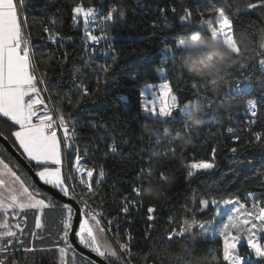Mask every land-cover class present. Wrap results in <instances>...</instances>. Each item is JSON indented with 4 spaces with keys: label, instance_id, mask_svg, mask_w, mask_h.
I'll list each match as a JSON object with an SVG mask.
<instances>
[{
    "label": "trees",
    "instance_id": "obj_1",
    "mask_svg": "<svg viewBox=\"0 0 264 264\" xmlns=\"http://www.w3.org/2000/svg\"><path fill=\"white\" fill-rule=\"evenodd\" d=\"M77 2L23 0V9L39 69L37 75L45 73L44 95L50 97L53 107L71 113L83 167L94 170V193L79 183L80 176L73 171L75 148L65 162L64 173L74 177L69 184L77 196L103 212L106 229H109L107 221H113L105 235L113 241L122 259L109 261L112 264H169L167 256L161 255L167 249L180 251L174 264H186L187 259L182 257L188 251L205 253L211 264H217L213 260L217 257L219 264H223L222 239H199V227L193 231L197 236L195 244H187L182 251L187 236L173 239L169 236L185 220L195 218L197 224L214 220L213 200L234 198L264 206V142H256L252 137V132L264 130V66L258 67L260 59H264V49L258 43L259 36L264 34V8L247 9V3L256 0H84L88 6L101 7L105 15L112 7L117 8L113 20L106 21L104 45L115 47L118 56L102 59L86 55L88 46L82 21L74 25L72 20V9ZM185 10L191 13V29L203 31L205 35H208L206 26L198 27L201 20L215 21L219 10H224L232 20L242 54L235 56L234 63L215 83L189 75L181 67L180 53L176 52L173 59L164 50L166 46L174 47V34L184 32L180 17L185 15ZM50 33L59 34L55 42L48 40ZM188 45L193 47L191 43ZM99 65H107L108 71H100ZM158 66L166 67L168 74L159 76L155 71ZM245 81L250 85L249 91L238 93L236 83ZM163 82L170 84L178 106L183 108L181 113L174 110L179 122L153 119L141 110V91L151 98L156 89L148 86ZM81 85L87 87V96L82 95ZM216 88L218 92L214 91ZM121 96L126 99L121 100ZM251 100L257 102L255 118L250 114ZM197 103L205 109L198 114L199 123L192 119ZM253 119L255 123L250 126ZM16 128L0 118V133L14 146L11 133ZM177 137L190 138L191 143L180 148ZM232 148L237 151L233 153ZM213 149L216 150L215 168L188 178L186 165L192 160H210ZM157 153L164 154L157 172L138 177L141 169L156 163ZM0 157L10 167L18 164L22 170L18 174L22 178L31 177L29 183L40 188L1 142ZM101 169L103 177L99 176ZM164 172L174 175L175 181L168 184L162 180ZM149 181L163 188V198L151 200L132 192L134 186ZM48 195L56 207L46 212V227L37 230L39 234L35 238L31 235L33 214L28 213L22 242L33 250L17 247L10 255L0 254V258L7 256L15 264H60L58 248L63 245H56L54 241L60 233L64 202ZM202 199L209 201L207 209L201 210ZM126 205L129 210L123 212ZM149 206L155 209L151 221L147 219ZM169 217H174V221ZM116 240L127 243L131 254L121 252ZM243 245L241 255L248 251L246 244ZM75 250L77 264L94 261ZM66 259L71 261V254ZM95 264L98 263L95 261Z\"/></svg>",
    "mask_w": 264,
    "mask_h": 264
},
{
    "label": "snow or ice",
    "instance_id": "obj_2",
    "mask_svg": "<svg viewBox=\"0 0 264 264\" xmlns=\"http://www.w3.org/2000/svg\"><path fill=\"white\" fill-rule=\"evenodd\" d=\"M257 8H264V0L247 3V9ZM22 11L23 0H0V118L18 126L17 130L11 133L15 140V147L29 165L38 169L35 176L39 178V181L57 190L58 194L81 203L79 208H74L69 203H64L61 207L60 233L54 241L56 245L61 243L63 245L58 248L60 264H77L76 250L70 236H74L80 246L104 260L110 258L121 260L122 257L113 246V241L105 235L113 221H107L109 229H106L102 221L103 212L93 209L87 200L77 196L72 185L69 184L74 177L71 173L68 175L64 173L65 162L71 157L75 148L77 155L73 171L79 174V183L84 185L89 193H94L92 184L94 170L80 166L81 157L78 145L75 144L76 134L71 113H66L60 107H50L48 103L50 97L44 95L47 91L43 87L45 73L37 75L39 69L35 64V54L27 31L28 21L21 15ZM116 12L117 8L112 7L106 16H100L99 9L86 5L84 0H79L72 9V20L74 25L82 21L85 40L92 45H98L105 37L94 35L92 25L99 27L106 21H112ZM119 14L122 16L123 12ZM190 18L191 13L185 10V15L180 17L184 32L174 34V47L166 46L164 49L172 55L173 59L176 52L181 53L185 47L189 46L187 36L189 32L195 31L190 27ZM205 26L208 35L230 44L235 56L242 54L241 47L234 36L232 20L224 10L218 11L215 21L208 18L199 22L198 27L203 29ZM45 32H49V29L45 28ZM200 32L204 34L203 31ZM58 36V33H50L48 40L55 42ZM92 51L95 52L96 49L93 47ZM104 55L107 56L108 53L105 52ZM260 64L264 66V59L260 60ZM98 67L104 73L108 71L107 65ZM155 71L163 76L166 67L158 66ZM81 87L82 95L87 96V87L83 85ZM148 87L156 90L152 91L151 98L141 91L142 112L146 115L150 114L153 119L179 122L174 115V110L181 113L183 109L178 106V98L172 94L170 84L163 82ZM249 88L248 84L238 85L236 91L245 93L249 91ZM120 99L126 98L121 96ZM187 103L184 105L186 106ZM256 103L255 100L249 101L250 114L253 118L257 117ZM254 123L255 119L250 121V126ZM228 131L231 132L232 129L229 128ZM252 137L256 142H264V130L252 132ZM215 151L213 149L210 160L199 159L189 162L186 165L187 177L192 178L198 173L213 170ZM231 151L235 153L237 149L232 148ZM18 171H22L18 164L10 167L9 163L0 158V254L10 255L12 249L17 247L32 251L33 249L26 247L22 242L28 213L33 214L34 229L31 235L35 238L39 234L37 230H43L46 227V212L56 207L54 199L48 193L34 183L30 184L31 177L22 178ZM99 176H104L102 169L99 171ZM145 176H150L147 168L141 169L138 173V177ZM161 179L164 180L163 173ZM143 186L144 184L134 186L132 192L137 196L141 195ZM249 195L251 196L252 193ZM125 200L129 198L125 197ZM212 203L215 204L216 201L213 200ZM233 203L231 200L225 201V204ZM235 203L238 206H234L229 211L226 222L218 227V234L222 238V262L223 264H255L256 261H260L264 264V206L260 202L253 203L249 210L245 204ZM200 204L201 210H204L208 208L209 201L202 199ZM128 210L127 205L122 208L123 212ZM154 211L153 206L147 208L148 220L154 219L151 215ZM174 219L169 217L170 221ZM197 227L204 226L198 225L195 218L191 223L185 220L182 226L172 231L169 239L177 236L185 238ZM209 234V231L204 232V235ZM242 239L246 242L248 249L245 255L240 253V248L244 246ZM115 243L119 245L121 252L131 254L127 243L119 240ZM69 254H71V261L66 259ZM193 255H195L194 251H188L182 259L189 260ZM213 260L219 264V258L214 257ZM0 264H15V262H9L5 256L0 258ZM90 264H95V261H91Z\"/></svg>",
    "mask_w": 264,
    "mask_h": 264
},
{
    "label": "clouds",
    "instance_id": "obj_3",
    "mask_svg": "<svg viewBox=\"0 0 264 264\" xmlns=\"http://www.w3.org/2000/svg\"><path fill=\"white\" fill-rule=\"evenodd\" d=\"M188 43L193 45L192 48L185 47L180 53L181 67L189 73V75L198 77L203 80L215 83L222 77V74L229 68L235 61V54L230 44L225 43L223 40L213 38L210 35H204L200 31H191L187 36ZM259 46L264 49V34L258 38ZM219 91V88L214 89ZM205 111L202 105L197 103L195 105V114L192 119L195 123H199V115ZM167 131V129H166ZM176 144L180 148H186L190 143V138H176ZM156 163L147 168L150 175H154L158 170V165L162 158L163 153H157ZM164 180L171 184L175 181L174 175L170 172L163 173ZM143 196L151 200H159L165 196L163 188L159 184L147 183L143 186ZM191 223L192 221H187ZM197 239L196 234L190 233L187 235V243L182 246L181 251L187 244H195ZM161 255L167 256L169 264H174L175 259L180 255V251H169L165 249ZM186 264H211L208 256L205 253L195 254L186 261Z\"/></svg>",
    "mask_w": 264,
    "mask_h": 264
},
{
    "label": "water",
    "instance_id": "obj_4",
    "mask_svg": "<svg viewBox=\"0 0 264 264\" xmlns=\"http://www.w3.org/2000/svg\"><path fill=\"white\" fill-rule=\"evenodd\" d=\"M0 142L17 159V161L30 173L33 180L40 188L44 189L45 191H47L48 193H50L51 195H53L55 198L59 199L60 201L71 204L74 208L81 207L79 201L74 200V199H69L68 197H64L62 194H58L57 190L52 189L50 186L43 185V183L39 181V178L35 176V172L37 170L26 162L24 157L20 154L19 150H17L15 146L1 133H0ZM70 240L72 241L75 249H77L80 253L90 257L91 259L96 261L98 264H112L109 260H104L96 256L95 253L91 252L90 250L85 249L82 246H80L74 236H70Z\"/></svg>",
    "mask_w": 264,
    "mask_h": 264
},
{
    "label": "rangeland",
    "instance_id": "obj_5",
    "mask_svg": "<svg viewBox=\"0 0 264 264\" xmlns=\"http://www.w3.org/2000/svg\"><path fill=\"white\" fill-rule=\"evenodd\" d=\"M69 160V159H68ZM67 160V162H68ZM74 161L76 163V157L74 158ZM81 161V159H80ZM75 166V164H74ZM73 166V167H74ZM81 166L83 167V164L81 163ZM38 170V169H36ZM86 178V177H85ZM233 201V204H225V201ZM216 201L215 204H213L215 208V219L212 221L208 222H200L198 225H203V228H200V232L198 233V238L203 239V240H209V239H222L219 234H218V227L222 225L223 222H226L227 219V214L229 211L234 207L238 206L235 202L243 203L245 204L246 208L249 210L251 209L252 205L254 202H244L240 199H234V198H227V199H219V200H214ZM205 231H209V235H204ZM242 244H246V242L242 239ZM114 246V245H113Z\"/></svg>",
    "mask_w": 264,
    "mask_h": 264
},
{
    "label": "built area",
    "instance_id": "obj_6",
    "mask_svg": "<svg viewBox=\"0 0 264 264\" xmlns=\"http://www.w3.org/2000/svg\"><path fill=\"white\" fill-rule=\"evenodd\" d=\"M93 7L99 9V14H100V16H106L105 14H103V12H102V8H101V7H99V6H93ZM21 15H22L23 17H25L24 9H23ZM105 25H106V22H104V23H103L101 26H99V27H97L96 25H92L93 34H94V35H97V36H103V37H105ZM27 31H28V27H27ZM104 43H105V38L102 39L101 42H100L98 45H92L91 42H87L88 51H87L86 55H87V56H90V57H96V58H102V59H104V58H108V57H112V58L115 57V58H116V57L118 56V52H117L116 48L113 47V46H105ZM31 47H32V46H31ZM93 47L96 49L95 52L92 51ZM105 52L108 53L107 56L104 55ZM260 60H261V59H260ZM35 64H36V62H35ZM36 65H37V64H36ZM258 67H259V68H262V67H263V66H261V64H260V61H259ZM168 72H169V71H168V69L166 68V72H165V74H164L163 76L167 75ZM157 74L159 75V73H157ZM159 76H160V75H159ZM163 76H161V77H163ZM244 84H248V83H247L246 81H245V83H236V85H235V90H236V88H237L238 85H244ZM182 109H183V108H182ZM253 125H254V124H253ZM81 163H82V161H80V165H81ZM72 188H73V186H72ZM73 189H74V188H73ZM74 192H75V191H74ZM75 194H76V192H75ZM76 195H77V194H76ZM130 264H132V263H130Z\"/></svg>",
    "mask_w": 264,
    "mask_h": 264
},
{
    "label": "bare ground",
    "instance_id": "obj_7",
    "mask_svg": "<svg viewBox=\"0 0 264 264\" xmlns=\"http://www.w3.org/2000/svg\"><path fill=\"white\" fill-rule=\"evenodd\" d=\"M48 103H49V106H50V107H53V105H52V103H51L50 101H48Z\"/></svg>",
    "mask_w": 264,
    "mask_h": 264
},
{
    "label": "crops",
    "instance_id": "obj_8",
    "mask_svg": "<svg viewBox=\"0 0 264 264\" xmlns=\"http://www.w3.org/2000/svg\"><path fill=\"white\" fill-rule=\"evenodd\" d=\"M16 127H18V126H16ZM16 130H17V128H16ZM1 158V157H0Z\"/></svg>",
    "mask_w": 264,
    "mask_h": 264
}]
</instances>
